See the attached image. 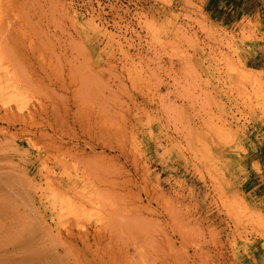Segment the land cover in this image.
Instances as JSON below:
<instances>
[{
	"label": "rangeland",
	"instance_id": "1",
	"mask_svg": "<svg viewBox=\"0 0 264 264\" xmlns=\"http://www.w3.org/2000/svg\"><path fill=\"white\" fill-rule=\"evenodd\" d=\"M164 260L264 264V0H8L0 264Z\"/></svg>",
	"mask_w": 264,
	"mask_h": 264
},
{
	"label": "bare ground",
	"instance_id": "2",
	"mask_svg": "<svg viewBox=\"0 0 264 264\" xmlns=\"http://www.w3.org/2000/svg\"><path fill=\"white\" fill-rule=\"evenodd\" d=\"M7 2H8V0H0V6L2 4H6ZM23 17H24L23 20H24L25 23L21 21L20 27H18V24L13 27V28H15V30L19 28L22 31V28H21L22 25L28 23L29 18H32L31 15H29V14H28V16H26V14H24ZM65 17H66L65 15L57 16L54 13H51L50 17L46 20L47 22L44 25V28L41 29L42 30L41 31V35H39V37L35 38V41H36V39L40 38L42 35H43L42 36L43 40L44 41L45 40L48 41L49 32L47 31V27L50 25L53 29L51 31V34H49V36H52L57 41V47H55V49H52V54L55 55L56 57L65 56V58L67 59L69 56L73 55V50H74V45H75L74 41H76V39L73 37L74 35L68 31L67 24L64 22ZM58 33H59V35H58ZM62 33H65L66 37L64 36V37L61 38ZM22 35H23V33H22ZM77 36L79 37L78 34H77ZM79 38H80V41H83L84 40L83 39L84 35L81 34V36ZM49 40H50V38H49ZM22 41L24 43H21ZM66 41H67L68 45L64 44ZM28 42H32V40L29 39V37H28L27 40H24V36H22L20 38V43H21L20 47L24 50V47L26 48ZM58 43H59V45H58ZM62 44H63V48L61 49V45ZM29 48L32 50L31 47H29ZM26 50H27V48H26ZM33 50H34V48H33ZM41 70L43 71V73L47 72L45 68H41ZM54 83L56 85H58L59 84V80L58 79L54 80ZM51 103L53 104L54 101L51 100ZM55 108H56V105L54 106V109ZM19 235L21 236V234H19ZM19 235L17 233L14 234L13 236L9 237V240L10 241H14V240L20 239ZM173 249L174 248H171L170 252H172ZM121 258L124 259L123 254H121ZM164 261H163L164 263L162 262L163 264H165V263L168 264L167 260H164Z\"/></svg>",
	"mask_w": 264,
	"mask_h": 264
}]
</instances>
